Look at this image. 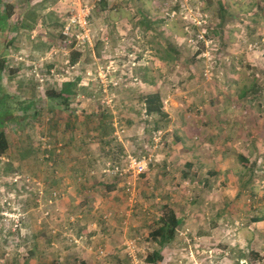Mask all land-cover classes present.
Wrapping results in <instances>:
<instances>
[{
	"label": "rangeland",
	"instance_id": "obj_1",
	"mask_svg": "<svg viewBox=\"0 0 264 264\" xmlns=\"http://www.w3.org/2000/svg\"><path fill=\"white\" fill-rule=\"evenodd\" d=\"M81 4L91 8L92 46L65 49L60 34ZM142 13L165 22L149 29ZM172 45L174 62L163 59ZM0 60L10 112L0 129L10 145H0V264H146L163 202L182 220L164 264H264V0H0ZM75 77L78 96L64 106L47 98ZM128 86L137 110L133 93H161L168 116L154 127L122 113ZM100 109L112 114L104 135L87 120ZM74 118L88 125L67 127ZM109 148L123 167L128 156L149 167L107 172ZM77 157L90 166L74 177ZM182 161L193 163L188 178Z\"/></svg>",
	"mask_w": 264,
	"mask_h": 264
},
{
	"label": "trees",
	"instance_id": "obj_2",
	"mask_svg": "<svg viewBox=\"0 0 264 264\" xmlns=\"http://www.w3.org/2000/svg\"><path fill=\"white\" fill-rule=\"evenodd\" d=\"M29 1H32V0H29ZM1 2H2V0H1ZM219 6L221 8V9H219V12L221 14H219L218 17H219L220 23H223V24H221V26L219 28H221L223 31L224 22L226 20V15H227L226 13L227 12L222 10V8H224L223 3H220ZM140 17H141L142 21H144L146 23V25L149 29L153 28L154 30H156L157 27H159V24L162 23V21H163L162 19H159V20L155 19V18L152 19L150 16H148L144 13L140 14ZM163 22H165V21H163ZM32 29L33 28H31V30ZM112 31H113V33H115L114 30H112ZM157 34L164 35L163 32H157ZM60 36H61V41H63L64 37L62 35V32H61ZM171 48L172 49H170V50L172 52H170V53L167 52L166 57H164L163 59L170 61V62H174L175 59L177 58V56L179 55V52H178V49L174 45H172ZM73 53L74 54H73V59H72L71 63L77 64L80 61L83 54H81V51H75ZM198 56H199V54L197 52L196 57H198ZM5 67H6V61L0 60V72L3 71L5 69ZM50 67H52V65H50ZM138 73L141 75V80L144 83H148V80L146 79V76H145L144 68L135 69V74L137 75ZM129 77H126V80H127V78L129 79ZM79 83H80V78L75 77L73 80H69V81L64 82L61 85V89L59 91L54 90V89L49 90L46 93V96L50 101L61 102L62 105L64 106V104L69 102L70 97L78 96L77 94L79 92ZM152 83H154V82L152 81ZM125 85H127V84H125ZM129 90H131V88L128 86V88L125 91H123V93L128 95L130 98H128L125 101V103L122 104L121 107L119 106L122 113L124 111L126 112V114H133L134 112H137L138 119L140 121H143L145 123L149 122L150 125H151V123H153V125H151V126H154V127L158 123L157 120L153 119L154 117L166 118L168 116L164 110V98H163L161 93L156 91V92H152L149 94H144V93H140V92L136 93L134 91L135 93H133V94H135V96L137 97L138 102L142 104L139 106V109L137 110V106L133 105L134 102H133L131 94H129V92H128ZM58 104L60 106H62L60 103H58ZM28 108H26V111H28ZM21 109L25 111V107H21ZM33 112H34V115H36L37 113H39V110L34 109ZM9 114H10V112L8 111V108L6 106H4V104H0V129L2 127H4V125L6 124L5 120H6V117L9 116ZM111 116H112V114H111L110 110L100 109V110H97L95 116H93V117L91 115L87 116V120H89V121L93 120L94 122H96L97 130L99 132L98 135H104V131H103L104 126L108 125V123H109L108 119ZM92 118H96V120H94ZM145 119H147V120H145ZM73 121L77 125V127H82L84 125H86V126L88 125V122H85V121L78 122L77 119L74 118V119H70L67 121L68 122L67 127H69V124H71L70 122H73ZM128 122H129V124H131L130 120H128ZM130 126H132V125H130ZM147 131H151V129L148 127ZM107 143L109 144L108 146H111L114 143V140H108ZM68 144H70V143L68 142L65 144L66 147H68ZM0 145L3 147L4 151H7L10 147L8 137H7V134L5 131H0ZM108 151L111 153L110 159H111L112 163L108 162L109 165H108L107 170H109V168H111L113 166L123 167L122 165L117 164L119 162H123V160H124L123 157L120 156V153L119 152L115 153L114 150H110V148ZM52 155H51V157H52ZM242 161L244 162V165L247 166L248 161L246 159H242ZM48 162L50 163V161H48ZM89 166L90 165H86L79 158L75 159V161L72 164V175H74V177H76L79 174L84 173L83 171L86 170L85 167H89ZM148 167H149V164H148ZM181 168H182L183 178H188L189 176L192 175V173H193V171H192L193 163L192 162L187 161V162L183 163ZM210 175L214 177L216 175V173L211 172ZM117 176L120 178L124 177V176H119V175H117ZM158 216H159V222H157L156 224L159 226L151 234L152 242L155 244L156 248L153 252H151V254L147 255L144 258V262L146 264H164L165 263L166 258H165V256L162 255V250L166 246L172 244L176 240L177 229L182 224V220L178 218L175 208H173L172 206H170L164 202L161 204V212ZM256 221H258V220H255V222ZM251 255H254L255 258L258 257V255H256L254 252H252ZM241 256H243V255H241ZM236 264H240V262H238Z\"/></svg>",
	"mask_w": 264,
	"mask_h": 264
},
{
	"label": "built area",
	"instance_id": "obj_3",
	"mask_svg": "<svg viewBox=\"0 0 264 264\" xmlns=\"http://www.w3.org/2000/svg\"><path fill=\"white\" fill-rule=\"evenodd\" d=\"M90 16L91 8L87 4H81L76 12H72L68 18L64 28H63V44L64 48L72 47L75 50L84 48L86 46H92V36L90 35ZM102 75H105L104 79ZM101 80L106 81L108 79L107 75L103 73L100 74ZM114 85H119L118 81L113 82ZM128 165L125 167L113 166L107 170L112 174L124 176L131 171L139 175L147 170L148 164L146 160L138 159L132 156H128ZM75 243H78L77 239H74ZM130 252L135 249L134 243H129Z\"/></svg>",
	"mask_w": 264,
	"mask_h": 264
},
{
	"label": "crops",
	"instance_id": "obj_4",
	"mask_svg": "<svg viewBox=\"0 0 264 264\" xmlns=\"http://www.w3.org/2000/svg\"><path fill=\"white\" fill-rule=\"evenodd\" d=\"M28 7H30V6H28ZM31 8H32V6L30 7V9ZM54 9L55 8H53V7L52 8H46V10H48V11H51V10L53 11ZM48 26H49V23L47 21L46 22L44 21L43 22V27L48 29ZM31 28H33V26H31ZM31 28L29 30V31H31V36H29L30 39H31L30 41L34 40V44L38 46L39 38L41 36H38L37 31L35 29L31 30ZM18 37H20V28L19 27H17V28L15 27L14 28V33H12V35L10 36L11 41L14 42V41L18 40ZM37 50L40 51L39 48ZM42 54H46V52L42 53ZM181 111H183V110H181ZM183 123L185 124L184 120H183ZM174 136H175L176 141L181 143V146L178 147L179 149H181V151H179L178 154L181 155V156L185 155L184 154L185 151H184V148H183L184 147L183 142H184V138H185V126L182 127L180 125L179 130H176L174 132ZM72 158H74V156ZM183 163H185V161H182L181 164H183ZM193 169H194V166H193Z\"/></svg>",
	"mask_w": 264,
	"mask_h": 264
}]
</instances>
